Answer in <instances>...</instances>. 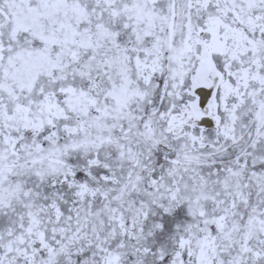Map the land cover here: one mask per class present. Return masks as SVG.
<instances>
[{
	"label": "snow or ice",
	"instance_id": "1",
	"mask_svg": "<svg viewBox=\"0 0 264 264\" xmlns=\"http://www.w3.org/2000/svg\"><path fill=\"white\" fill-rule=\"evenodd\" d=\"M0 264H264V0H0Z\"/></svg>",
	"mask_w": 264,
	"mask_h": 264
}]
</instances>
